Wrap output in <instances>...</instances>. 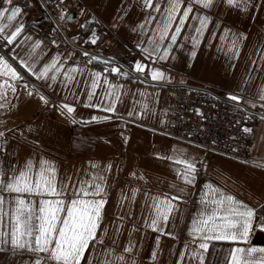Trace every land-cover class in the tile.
<instances>
[{
  "label": "crops",
  "instance_id": "crops-1",
  "mask_svg": "<svg viewBox=\"0 0 264 264\" xmlns=\"http://www.w3.org/2000/svg\"><path fill=\"white\" fill-rule=\"evenodd\" d=\"M42 1L53 6L50 0ZM81 1L83 15L72 13V19L66 23L59 17L55 18L63 31L67 29L68 38L78 46L120 59L132 70L133 62L141 61L148 67L143 73L134 72L144 75L153 84L134 83V73L130 71V77L106 72L113 65L120 66L116 63L89 62L88 58L81 55V51L67 46L44 24L43 15L36 10L37 0H12V5L0 0V9L11 8L13 5L24 8L22 15L14 23L24 24V31L18 39L32 37L24 42L25 53L32 51L35 41L41 42L33 53V58L39 60L38 69L45 62L51 63L53 59L62 61V64L57 65L61 68V74L53 83L48 79H38L21 62L8 60L13 70L23 76L28 84H32L30 89L33 94L29 96L28 89L19 86L13 94L5 85L6 99L0 100V104L4 105L0 108V132L5 134L0 138V147L4 149L0 152V165L5 169L12 166L19 170L25 167L26 162L31 161L35 171L40 161H47L55 169L57 187L65 182L68 185L62 197L66 202L73 198V192L81 182L90 180L93 174L104 176L103 198L106 204L102 210L100 229L96 233L104 243L95 248L94 242L90 243L81 264H100L103 259L101 249L107 246L120 251L129 242L135 246L131 254L135 264H177L179 253L189 242L187 232L192 221L205 211L204 201L208 199L205 194L210 189H216L218 194L231 195L235 200L253 208L264 204V166H258L264 164V121L259 123L253 134L249 164L206 154L199 147L173 141L162 133L169 125L174 98L171 87L175 85L228 88L260 101L258 96L264 89V7L242 12L225 8L223 4L211 9H203L194 4L193 14L199 12L209 17L204 34L194 49L196 56L190 57L192 43L183 39L194 35L193 29L199 26L198 20H194L193 14H190L178 39L181 47L174 48L167 60L153 63L151 59H140V56L145 55L141 49L148 47V36L152 35L157 21L162 20L161 14L167 7V0H152L153 8L159 6L160 13L154 12L152 8L145 10L141 0ZM189 2L190 0H182L181 13ZM25 4L31 6L24 7ZM149 16H155L156 20L152 21L150 27L146 25L148 35L132 31ZM179 18L176 17L177 20ZM89 19L99 23H92L88 30L82 29L79 25ZM113 23L118 26L113 28ZM93 29L99 37L95 45L85 43ZM72 37L78 39L74 40ZM53 39L55 44L52 43ZM141 40L144 43H140ZM233 40L238 41V58H233L235 48L231 53L228 52ZM125 44H130L136 50L129 58L123 55L121 46ZM10 48L11 46L6 48L5 53ZM72 67L77 68V72L72 74L74 79L68 81L65 87L62 83L63 74ZM152 69L164 72L171 78L170 82L153 81L150 76ZM0 71H3L2 66ZM96 73L101 74L100 84L89 100L87 93L91 90L90 82ZM51 75L52 72L49 73ZM105 78L108 85L103 83ZM5 79L7 78L0 77V84H4ZM109 85L121 87L112 89ZM242 89L246 90L241 91ZM109 91L119 92L113 113L102 110L113 103L114 97L107 95ZM41 95L47 98L46 104L40 100ZM64 104L73 107L74 112L68 114L65 109L62 114L56 105ZM144 105L148 106L147 110ZM94 116L112 118L91 120ZM80 121L90 122L78 123ZM72 128L78 130L79 134L73 135ZM180 153L191 158L197 168L202 165V176L197 172L191 185L184 184L177 177V169L181 165L174 164L169 159L158 158L173 157ZM133 190H136L134 199ZM4 195L6 200L10 199L7 193ZM164 196L181 197L173 202L178 208L170 216L165 229L166 232L174 233L177 238L162 236L157 246L155 240L158 233L145 228L143 223L149 215V206L153 200ZM29 199L35 202L41 197L33 196ZM44 199L54 197L46 196ZM212 207L214 205L210 204L207 211L210 212ZM117 227L119 233L115 234ZM113 239L116 241L115 245L112 244ZM211 244L209 264L213 251L217 255L216 264H220L229 249L249 246L216 241ZM250 245L264 247V231L259 230L255 223L250 235ZM191 247L195 245H190ZM154 250H157V258L152 261L150 256ZM258 255L260 254H254ZM187 257L188 253L185 264H197ZM20 258L27 260L28 255Z\"/></svg>",
  "mask_w": 264,
  "mask_h": 264
},
{
  "label": "snow or ice",
  "instance_id": "snow-or-ice-1",
  "mask_svg": "<svg viewBox=\"0 0 264 264\" xmlns=\"http://www.w3.org/2000/svg\"><path fill=\"white\" fill-rule=\"evenodd\" d=\"M8 5H12V0H4ZM54 7L60 12L59 19L62 22H67L72 19L65 5L66 0H50ZM145 10L152 8L154 12L160 13L159 6L153 8L152 0H141ZM199 5L203 9H211L213 6L223 4L225 8L249 12L256 8L264 7V0H190L183 12H180L182 0H167V7L164 9L162 20L157 21L156 27L152 30V35L148 36V47H144L141 51L145 54L144 59H151L153 63L167 60L174 48L181 47L178 44L180 34L184 31V26L188 22L190 14H193V5ZM30 4H25L24 7H30ZM24 8L13 5L11 8L0 9V66L3 71H0V77H6L4 84H0V100L6 99L5 85L10 88L12 93H16V88L23 87L28 89L27 94L31 96L33 91L24 77L18 75L13 70L8 60L19 61L26 65L31 74L38 79H48L55 83L58 76L61 74V68L57 65L62 64L58 58L53 59L51 63L45 62L39 69L37 68L38 59L33 58L35 49L40 47V41H35L33 49L25 53L23 49L24 42L31 40V36L21 37L24 31V24L14 23L17 18L22 15ZM83 7L81 6L80 15H83ZM179 16V20L176 17ZM193 19L198 20L199 26L193 29L194 35L191 37L185 36L183 39L192 43L193 50L190 52V57L196 56L194 50L200 42V37L209 23V17L202 15L199 12L193 14ZM156 20L155 16L146 17L145 21L133 28V32H140L141 35H148V27L152 21ZM6 21V22H5ZM92 23H99L91 19L85 20L79 26L82 29L88 30ZM173 24L175 27L173 28ZM146 25L148 27H146ZM118 25L112 24L113 28ZM6 29H10L6 31ZM57 29L53 28V32ZM171 33V35H169ZM227 35V33H225ZM72 39H78L72 37ZM99 37L96 31L92 30V35L85 43L95 45ZM223 40L224 37H221ZM165 41L167 43L165 44ZM55 44V39L52 40ZM140 43H144L143 40ZM11 48L5 53V49ZM233 48L236 49L233 58H238L239 48L238 41L233 40L232 46L228 48L231 53ZM19 49V50H18ZM23 53V55H22ZM88 58L89 62L97 59L88 52L81 53ZM31 61V63H29ZM105 64H110L111 60L103 61ZM134 70L140 73L148 67L141 61H135ZM52 75L49 76V73ZM77 72V68L72 67L63 74L62 83L67 87V82L74 79L73 73ZM106 72L130 77L131 73L127 70H122L120 66L113 65L106 69ZM150 76L153 81H168L170 77L159 69H152ZM101 74L96 73L90 82V91L87 93L88 99L91 100L95 95V89L99 86ZM13 81V83H9ZM19 82V83H15ZM143 82V81H139ZM108 85L107 78L103 81ZM50 86V85H49ZM112 89H118L120 85H109ZM242 89L241 91H245ZM109 97H114L113 103L103 108V111L113 113L115 111V100L119 99L118 91H109ZM40 100L45 104L47 98L41 95ZM228 100L236 102L237 105L243 99L242 95L228 94ZM258 99L264 101V89L261 90ZM92 106V105H86ZM250 106L255 108V103H250ZM4 105L0 104V108ZM63 114L64 110L68 114L74 112V108L64 105H56ZM147 105L144 109L147 110ZM264 107V103L260 105ZM131 115V113H129ZM197 115H203L197 112ZM111 116L106 117H91V120H108ZM264 119V117H261ZM90 121H80L78 123H89ZM243 133H251L253 129L243 127ZM5 134L0 132V138ZM126 143V138H125ZM4 151L0 147V152ZM235 151V149H233ZM169 159L174 164L181 165L177 169V177L184 184L191 185L194 183L197 167L191 158L186 157L183 153L173 157H158ZM264 166V164L258 165ZM95 167V165H93ZM110 167V166H109ZM34 165L31 161L26 162L25 167L17 169L12 166L4 168L0 165V264H81L84 259V253L88 250L89 244L93 243V248L96 245H102L104 242L98 238L96 233L100 229L102 222V210L106 204L104 195V176L101 174H93L90 180L80 183L79 187L75 188L73 198L65 201L62 197L67 189V183H63L57 187L55 169L47 162L40 161L33 171ZM135 175V173H133ZM183 191V189H181ZM5 193L10 199L6 200ZM136 190L132 191V198H135ZM208 198L205 202V211L200 217L192 221L191 227L188 229L189 242L184 245L183 250L179 253L177 264H185L186 253L188 259L195 260L197 264H209V251L212 246L211 242H230L232 244H248L247 248L233 247L229 249L226 255L220 260V264H264V247H255L250 245V235L254 231V223L259 230L264 231V204L253 208L242 202L234 199L231 195L218 194L216 189H210L205 194ZM41 197L38 201H33L29 197ZM54 197V199H44V197ZM181 199L179 196H164L156 197L150 207V212L145 218L143 226L150 228L158 235L155 244H160L162 236H169L172 239L177 237L172 232H166L169 218L178 208V205L173 203ZM214 205L210 212L207 211L209 205ZM257 213H260L258 216ZM122 219V218H121ZM119 233V227L116 233ZM115 245V239L112 240ZM195 245L191 247L190 245ZM135 246L129 244L122 250L118 251L115 248L105 246L101 249L100 255L103 259L100 264H135L134 258L131 255ZM28 255V259L24 260L20 257ZM43 254V255H39ZM254 254H260L254 256ZM157 258V250L151 253L150 260L155 261ZM217 255L213 251L210 264H216Z\"/></svg>",
  "mask_w": 264,
  "mask_h": 264
},
{
  "label": "built area",
  "instance_id": "built-area-1",
  "mask_svg": "<svg viewBox=\"0 0 264 264\" xmlns=\"http://www.w3.org/2000/svg\"><path fill=\"white\" fill-rule=\"evenodd\" d=\"M80 7L81 3L78 0H70L68 8L79 10ZM68 44L72 46V41L68 40ZM125 46L130 47L128 44ZM113 61L122 65L116 59ZM125 69L134 73V83L153 84L144 75L128 67ZM29 87H32V84H29ZM171 89L174 98L170 121L162 133L173 141L199 147L206 154L223 156L244 164L251 163L250 146L256 128L264 121L261 119L264 117V107H260L264 102L242 95L243 99L237 105L226 97L230 93L241 94L228 88L181 84L172 86ZM250 103H255L257 107H251ZM197 112L203 115H197ZM243 127L251 128L253 131L243 133L241 131ZM72 133L79 134L75 128H72ZM197 172L201 177L202 165L197 168Z\"/></svg>",
  "mask_w": 264,
  "mask_h": 264
},
{
  "label": "rangeland",
  "instance_id": "rangeland-1",
  "mask_svg": "<svg viewBox=\"0 0 264 264\" xmlns=\"http://www.w3.org/2000/svg\"><path fill=\"white\" fill-rule=\"evenodd\" d=\"M38 2H37V7H36V10L38 11V13L41 15H43V22H44V24H46V25H48L50 28H51V31H53V28L54 27H56V31L55 32H53V33H55V34H57V37H60L61 39H62V41L67 45V46H70L69 44H68V40H70L69 38H68V33H67V29L65 28L64 29V31H62V30H60L59 28H58V25L55 23V17L56 16H58V17H60V12H59V10H58V8H56V7H54V6H51V5H48L47 3H45L44 1H42V0H37ZM80 3H81V6L83 7V3H82V1L81 0H78ZM70 5V0H66V3H65V5H61V7H64V6H66L67 7V10H68V13L69 14H72V13H80V11H81V7H80V9L79 10H74V9H71V8H68V6ZM42 11H44V13H42ZM55 16V17H54ZM97 23H94L93 25H96ZM65 27H66V25H65ZM129 46L130 47H128V46H125V45H123V46H121V48L123 49V55H124V57H126V58H129L130 56H131V54L134 52V51H136L135 49H134V47H132L130 44H129ZM72 47H74V48H76V50H79V51H81V53L83 52V51H93V52H95V53H98V52H96V51H94V49H87V48H84V47H81V46H78V45H76V44H74L73 43V41H72ZM120 47V46H119ZM99 54V53H98ZM140 59L142 60V61H145V59H144V57L143 56H140ZM115 60V59H114ZM118 61L122 64V65H120V64H118V65H120L122 68H124L125 69V67H128V68H130L129 66H127L122 60H120V59H118ZM114 64V63H113ZM125 67H124V66ZM131 69V68H130ZM132 70V69H131ZM132 71H134V70H132ZM150 81V80H149ZM152 82V81H151Z\"/></svg>",
  "mask_w": 264,
  "mask_h": 264
},
{
  "label": "water",
  "instance_id": "water-1",
  "mask_svg": "<svg viewBox=\"0 0 264 264\" xmlns=\"http://www.w3.org/2000/svg\"><path fill=\"white\" fill-rule=\"evenodd\" d=\"M84 52H88V53H90L92 56L97 57V59L94 60V61H96V62H98V63L105 64V63H103V61H108V60H111V63H110V64L115 63V62L113 61L114 58H112V57H107V56H104V55H101V54L95 53V52H93V51H83L82 53H84ZM83 57H84V56H83ZM85 58H86V57H85Z\"/></svg>",
  "mask_w": 264,
  "mask_h": 264
},
{
  "label": "bare ground",
  "instance_id": "bare-ground-1",
  "mask_svg": "<svg viewBox=\"0 0 264 264\" xmlns=\"http://www.w3.org/2000/svg\"><path fill=\"white\" fill-rule=\"evenodd\" d=\"M55 17V16H54ZM56 19H58V16L55 17ZM55 23L57 24L56 20H55ZM58 25V24H57ZM59 27V25H58ZM60 30H62L60 27H59ZM63 31V30H62Z\"/></svg>",
  "mask_w": 264,
  "mask_h": 264
},
{
  "label": "trees",
  "instance_id": "trees-1",
  "mask_svg": "<svg viewBox=\"0 0 264 264\" xmlns=\"http://www.w3.org/2000/svg\"><path fill=\"white\" fill-rule=\"evenodd\" d=\"M98 64V63H97Z\"/></svg>",
  "mask_w": 264,
  "mask_h": 264
}]
</instances>
